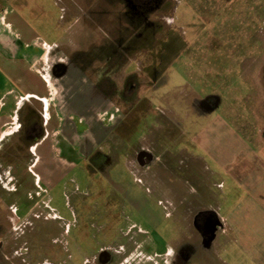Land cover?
<instances>
[{
  "label": "rangeland",
  "instance_id": "rangeland-1",
  "mask_svg": "<svg viewBox=\"0 0 264 264\" xmlns=\"http://www.w3.org/2000/svg\"><path fill=\"white\" fill-rule=\"evenodd\" d=\"M0 15L49 46L32 72L52 87L73 65L111 76L127 143L47 178L42 106L23 99L0 144V264H264V0H0ZM203 210L222 224L211 242Z\"/></svg>",
  "mask_w": 264,
  "mask_h": 264
},
{
  "label": "crops",
  "instance_id": "crops-1",
  "mask_svg": "<svg viewBox=\"0 0 264 264\" xmlns=\"http://www.w3.org/2000/svg\"><path fill=\"white\" fill-rule=\"evenodd\" d=\"M40 41L31 27L26 26L23 32L16 31L12 23L0 15V79L4 83L0 89H5L0 92V144L7 141L4 139L8 135H13L6 127L18 120V113L26 102L23 99L38 100L45 120V134L35 143V163L36 167L43 165L45 176L49 178L54 176V161L61 165V169L75 168L82 160L89 159L93 163L95 157L106 156L115 143L127 145L121 140L126 113L117 107L118 101L112 95L117 92L116 86L109 74H106L107 80L112 85L106 89L75 65L64 68L57 89L46 78L33 74V67L45 65L44 57L48 55L44 46H49ZM137 79L139 85L138 76ZM52 88L54 97H51ZM16 90H23L25 97L18 101ZM123 96L128 99L127 95ZM94 164L101 165L98 161ZM257 165L264 168L262 162ZM104 167L108 168L107 164ZM201 212L219 217L212 211ZM217 226V230L222 227L219 220ZM227 227L225 223L224 231Z\"/></svg>",
  "mask_w": 264,
  "mask_h": 264
},
{
  "label": "flooded vegetation",
  "instance_id": "flooded-vegetation-1",
  "mask_svg": "<svg viewBox=\"0 0 264 264\" xmlns=\"http://www.w3.org/2000/svg\"><path fill=\"white\" fill-rule=\"evenodd\" d=\"M197 217H200V219L197 220L199 221L197 227L199 228L200 232L204 234V237L208 239L211 236L210 227L212 226L213 223L217 221V218L212 214H204L201 211L197 214Z\"/></svg>",
  "mask_w": 264,
  "mask_h": 264
},
{
  "label": "water",
  "instance_id": "water-1",
  "mask_svg": "<svg viewBox=\"0 0 264 264\" xmlns=\"http://www.w3.org/2000/svg\"><path fill=\"white\" fill-rule=\"evenodd\" d=\"M217 225H218L217 223H213L212 226L210 227L211 236L208 238L209 242H211L215 238V231H216Z\"/></svg>",
  "mask_w": 264,
  "mask_h": 264
},
{
  "label": "built area",
  "instance_id": "built-area-1",
  "mask_svg": "<svg viewBox=\"0 0 264 264\" xmlns=\"http://www.w3.org/2000/svg\"><path fill=\"white\" fill-rule=\"evenodd\" d=\"M44 48H47L46 46H44Z\"/></svg>",
  "mask_w": 264,
  "mask_h": 264
}]
</instances>
